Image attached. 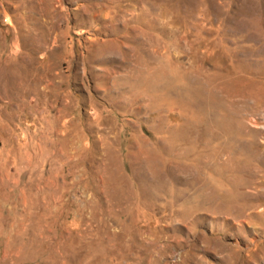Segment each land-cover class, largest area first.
Wrapping results in <instances>:
<instances>
[{"label": "rangeland", "instance_id": "obj_1", "mask_svg": "<svg viewBox=\"0 0 264 264\" xmlns=\"http://www.w3.org/2000/svg\"><path fill=\"white\" fill-rule=\"evenodd\" d=\"M0 264H264V0H0Z\"/></svg>", "mask_w": 264, "mask_h": 264}]
</instances>
